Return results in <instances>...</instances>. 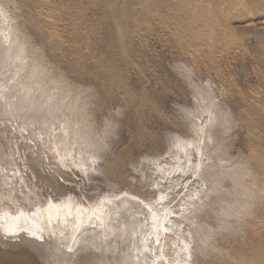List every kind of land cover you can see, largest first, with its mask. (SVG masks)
<instances>
[{
    "label": "rangeland",
    "instance_id": "374dc122",
    "mask_svg": "<svg viewBox=\"0 0 264 264\" xmlns=\"http://www.w3.org/2000/svg\"><path fill=\"white\" fill-rule=\"evenodd\" d=\"M4 82L1 232L105 224L128 198L160 261L166 236L167 256L186 239L187 264H264V0H0ZM41 109L54 123L33 135L20 118ZM200 120L211 139L191 160L204 169L157 178L161 200L156 165L176 168L172 144ZM64 125L73 144L56 147Z\"/></svg>",
    "mask_w": 264,
    "mask_h": 264
},
{
    "label": "bare ground",
    "instance_id": "6f19581e",
    "mask_svg": "<svg viewBox=\"0 0 264 264\" xmlns=\"http://www.w3.org/2000/svg\"><path fill=\"white\" fill-rule=\"evenodd\" d=\"M9 54H10V52H9ZM14 82H16V81H14ZM9 83L10 82H8V84ZM6 85L7 84L5 82L0 84V87L3 90V91H0V102L3 101L4 93H5L4 91L6 90V89L4 90V88L6 87ZM9 89L12 90L13 88H10V86H9L8 90ZM19 89H21V88H19ZM15 90H16V88H15ZM25 91H26V89H25ZM6 94H9V93L6 92ZM48 99H50V98H48ZM4 100H5V98H4ZM30 102H31V100H30ZM2 103H5V102H2ZM4 106L8 108L7 114H9L10 116H12V114L14 112H16V114L18 115V113L20 112V109H21V108L17 109V108H19V105H16V104L15 105L10 104V106H6L4 104ZM50 106L51 105H49V107ZM43 107L45 108V106H43ZM45 109L47 110V108H45ZM45 109H43V111H42V109L38 110L41 112H38V111L37 112L39 114L43 113L44 111H46ZM25 110H26V108H25ZM52 110H53V108H52ZM210 111H208V113ZM28 112H29V114L26 113L27 115L21 116L20 120L22 122V125H24L29 131H31V133L33 135L39 133L40 136H42V134H43L42 131H43L44 127L42 128V127H40V125L44 124L46 126V124L47 125L49 123L51 124V122L54 123L53 118L50 117L51 114L54 112H52L51 114H48L49 116L45 115V113L47 114L48 112H45L44 115L40 114L41 116H36V113H34V111H33L34 114H32L30 111H28ZM202 113H204V112H202ZM60 114H61V112H60ZM206 115H202V116H206ZM62 118L63 117H61V119ZM194 118L197 119L198 114H196L194 116ZM61 119H60V121H61ZM201 120H200V122H201L200 125L198 126L196 124L194 127V133L196 136V138L194 140L183 143L178 138L177 142L172 144L173 149H171V153H170L169 157H171L173 160L175 159L176 168H175V164H172L169 169H166L165 167L161 168V165H163V163L162 164L158 163L156 165L157 168H159V171H158L159 173H157L155 175L156 177L153 175L154 176L153 183H154V185L157 186L158 190H160V192L159 191L158 192L160 194L161 200L164 199L163 194L166 192H164L163 194L161 193V190H163V189H160V185H162V184H160L156 181L157 178H160L161 181L167 179V182H169L168 180H170L169 179L170 177L172 180H177L179 178L181 180V178L184 179L183 177L186 175V172L190 169L194 170V171H192V173L190 172V174H188L187 177H189L190 175H194L196 177L197 174H199L200 167H201V172L204 169L205 161L201 160V162H197L196 165L193 166L194 159L191 160V157H193V158L195 157L194 152H198V154H201V155L203 154L204 145L207 146L206 142L211 139V137L208 135V128L205 125L206 123H204V122L202 123ZM57 121H58V119H57ZM62 123H64V122H62ZM53 126H55V124H53ZM62 127H63V131H60V132L58 131L57 128L55 129L54 127H52L53 129H55L57 131V133L54 134L57 137V138L55 137L56 141L54 140V142H56V144H55L56 147L57 146L58 147L59 146L60 147H67V146H70V144L73 142L72 141L70 143L71 140L69 141V137H68L70 125H68V127L65 125ZM47 133H49V132H47ZM84 137L85 136H82V138H84ZM42 139H44V138H42ZM84 139L86 141V138H84ZM87 141L84 143V149L86 151H89L91 149L92 145H90L88 143L89 141L88 142ZM63 153H64V150H63ZM207 155H209V153ZM60 156H61V154H60ZM64 159H65V156H64ZM73 159L75 160V158H73ZM173 160L171 162H173ZM217 160H218V158H217ZM224 160H225V158H224ZM163 162L165 163L166 161L164 160ZM83 166L84 165L82 163L81 166H78V167H80L82 169ZM216 166H218V165H216ZM84 168L85 167H83V171H84ZM221 169H222V167H221ZM201 172H200V174H201ZM186 179H189V178H186ZM170 182L174 183V181H170ZM164 183H166V182H164ZM195 183H196V181H195ZM168 184H170V183H168ZM168 184H167V186H168ZM171 185H173V184H170V186ZM235 185H236V183H235ZM200 186H201L200 189L202 192H203L204 188H205V191H207V189L210 188L209 185L206 184L205 180H202L200 182ZM207 186H208V188H207ZM174 188H176V186ZM177 188H180V187L178 186ZM198 192L199 191L197 189L196 195H194V193H193L192 196L191 195L189 196L188 202L193 204V206L195 205L196 200L200 199V198H198V195H197ZM199 195L201 196V192ZM127 199L128 198H121V199L114 200L111 202V204L108 206V209L106 210V214L104 216L105 224L98 223V222H90L85 229L80 230V228H78L76 230L75 227L73 225H70V224H67L66 226H62L61 228H57V229H54V227L50 228L52 225L49 223H48V226H49L48 228H50V229H47L46 224L44 223V225H45L44 229H41V231H39L37 229H34L32 232L26 231L25 229H21L18 232L10 231V230L7 232H1L0 231V242H3L5 244H9V243L4 242L6 240V241L11 243L8 246H15L13 244L22 243L23 241L24 242L26 241L25 243H30L24 247V252H23V254H21V256H13L14 261L15 260H21V263L13 262L11 264H40L37 261V259H39L41 261L44 258L46 259V261L49 264H153L152 261L155 262L154 264H187L188 262L183 261V256H182V253H185V251H186L185 250L186 246H187L186 239H184V238L182 239V243H184V245H185L184 247H181L179 245V243L173 244V246H174L173 248H171V246H169V256H167V253L165 252L166 247H168L166 239H168L169 237L167 238L165 235H164L165 240H164V243L162 245V252H163V258H165L166 261H164V260L160 261V259L158 258V255H157L159 252L158 251L159 250V243L158 242H159L160 236H156L154 234H151L152 232H151V230L147 224L148 223V216H147L144 208L140 207L138 204H136L130 200H127ZM194 199H195V203L193 201ZM199 205H200V203H199ZM185 209H187V207H185ZM185 209H183V210H185ZM178 210H179V208H178ZM188 213H190V212H188ZM144 221H145V223H144ZM58 225H60V224H58ZM1 240H3V241H1ZM16 242H18V243H16ZM12 253L14 254L15 252H12ZM43 254H46V255L48 254L47 255L48 257H44ZM9 255L10 254L8 252H6L4 250H0V259L1 258L2 259L8 258Z\"/></svg>",
    "mask_w": 264,
    "mask_h": 264
},
{
    "label": "water",
    "instance_id": "95a60500",
    "mask_svg": "<svg viewBox=\"0 0 264 264\" xmlns=\"http://www.w3.org/2000/svg\"><path fill=\"white\" fill-rule=\"evenodd\" d=\"M3 241V240H1ZM6 243H9L11 244L10 242L8 241H4ZM26 242V241H25ZM24 241L22 243H18V244H13L15 246H8L9 244H5L3 242H0V250H4L6 252H8L10 255L8 256V258H4V259H0V264H11L13 262H18V263H21V260H13V256H21V254H23L24 252V247L27 245V244H30V243H25ZM45 247V246H44ZM18 248V249H17ZM12 250V251H11ZM46 250V249H45ZM12 252H15L14 254ZM44 257H48L46 254H43ZM45 259V258H44ZM42 259L41 261L39 259H37V261L40 263V264H49L46 259L44 260ZM47 262V263H46Z\"/></svg>",
    "mask_w": 264,
    "mask_h": 264
}]
</instances>
